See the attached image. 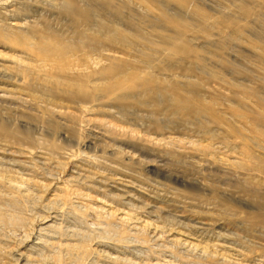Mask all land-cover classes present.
I'll return each instance as SVG.
<instances>
[{"label": "rangeland", "instance_id": "374dc122", "mask_svg": "<svg viewBox=\"0 0 264 264\" xmlns=\"http://www.w3.org/2000/svg\"><path fill=\"white\" fill-rule=\"evenodd\" d=\"M0 264H264V0H0Z\"/></svg>", "mask_w": 264, "mask_h": 264}]
</instances>
